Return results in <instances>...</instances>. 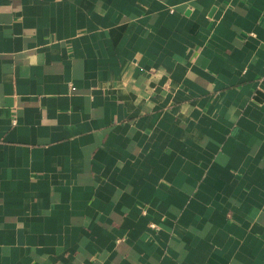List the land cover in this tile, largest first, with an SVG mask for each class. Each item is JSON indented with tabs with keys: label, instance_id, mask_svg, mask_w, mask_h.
Here are the masks:
<instances>
[{
	"label": "crops",
	"instance_id": "1",
	"mask_svg": "<svg viewBox=\"0 0 264 264\" xmlns=\"http://www.w3.org/2000/svg\"><path fill=\"white\" fill-rule=\"evenodd\" d=\"M0 264H264V0H0Z\"/></svg>",
	"mask_w": 264,
	"mask_h": 264
}]
</instances>
